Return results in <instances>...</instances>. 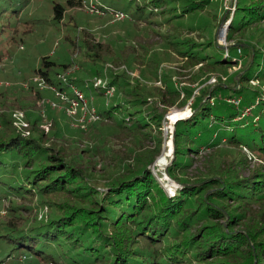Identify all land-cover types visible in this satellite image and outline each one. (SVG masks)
I'll list each match as a JSON object with an SVG mask.
<instances>
[{
    "label": "trees",
    "instance_id": "1",
    "mask_svg": "<svg viewBox=\"0 0 264 264\" xmlns=\"http://www.w3.org/2000/svg\"><path fill=\"white\" fill-rule=\"evenodd\" d=\"M129 1L134 3L137 16L150 18L154 12H163L165 20H174L178 39L167 41L166 51L173 46L185 60H195L192 63L230 65L236 63L232 53L237 46L247 51L249 57L241 66L239 78L232 77L234 82L228 84L215 76L213 83L198 89L190 116L175 122L174 158L166 170L170 178L181 184L175 195L166 192L148 167L155 153L147 157L145 152L130 149L137 157L133 159L134 168L125 167L100 187L86 177L82 168L67 161L54 148L44 146L43 131L37 136H27L18 130L0 136V206L12 215V219L3 223L5 229L0 234L10 248L0 264H17V259L29 257L47 264H62L63 260L67 264H264V224L257 227L244 223L243 230L235 228L245 215L243 211H232L228 205L229 201H237V206L244 207L257 201L264 191V170L241 178L227 177V172L221 170L195 182L176 176L190 165L191 155L216 148L222 142L240 144L237 134L241 128H249L257 137L244 145L264 155L263 91L246 84L254 79L264 80V40L250 41L249 36L244 37L245 31L251 29L259 32L256 39L262 33L264 36V0L235 1L233 14L227 16L229 43L224 47L231 53L228 56L223 54V45L215 41L204 47L183 38L182 30L193 24L188 18L205 8V0ZM175 2L179 5H173ZM78 3V0L65 2L71 7ZM64 10V5L53 2L50 21L64 22ZM69 21L68 18L64 22L69 26L66 33L75 30ZM88 34L80 29L72 38H66L73 54H83L84 62L79 66H94L91 73L99 74L103 50L100 42H92ZM56 65L43 56L34 71L58 89L67 88L71 94L68 86L55 77L59 73ZM155 68L157 73V65ZM69 81L82 89L83 79L75 77ZM112 82L117 83V88L122 84L118 78ZM143 86L140 84L139 88ZM37 93L41 98L42 92ZM97 115L102 120H113L109 135L100 128L102 133L97 137L101 144H108V138L116 132L132 135L135 140L141 132L147 134L143 128L160 126V116L154 111H143L136 104L128 106L125 100L103 104ZM6 116L0 113L3 125L8 124L4 123L9 120ZM116 116L119 119L115 120ZM35 123L30 122L31 130L39 129ZM227 131L230 134L225 137ZM35 195H62L67 200L54 203L59 211L54 216L18 223L15 219L20 206L14 205L12 199Z\"/></svg>",
    "mask_w": 264,
    "mask_h": 264
},
{
    "label": "rangeland",
    "instance_id": "2",
    "mask_svg": "<svg viewBox=\"0 0 264 264\" xmlns=\"http://www.w3.org/2000/svg\"><path fill=\"white\" fill-rule=\"evenodd\" d=\"M80 1L71 7L65 4L66 0H0V113H5L9 119L4 122L8 124L0 122V136L12 135L17 130L27 136H37L43 131L44 146L54 148L67 161L82 168L86 177L99 186L109 183L125 167L134 168L133 159L137 157L130 153V149L145 152L147 157L155 153L148 167L166 192L175 195L181 184L170 178L166 171L174 158L171 141L174 144L175 122L181 117L190 116L193 101L199 95L198 89L204 84L213 83L215 76L228 84L234 82L231 81L232 77L239 78L241 66L249 57L248 52L237 46L232 53L236 63L230 65L192 63L190 61L195 60H185L173 46L166 51L169 47L166 45L167 41L178 37L173 27L176 23L174 20H165L163 12H154L147 18L137 16L134 13V3L129 0H82L81 4ZM235 1L205 0V8L188 18V22L193 24L191 28L182 30L183 38L197 46L206 47L211 41L223 47L227 45V28L230 22L227 16L231 17L233 14ZM53 2L64 5L63 21L70 19L69 24L73 23L72 27L75 29L72 33H66L69 26L64 22L54 24V21H50ZM239 2L242 3L243 0ZM19 3L23 6L20 7ZM173 5L179 3L175 2ZM116 10L122 11L125 16L116 18L112 12ZM80 29L89 33L87 37L92 42H100L103 52L98 67L99 74L91 73L94 66H79L84 62L83 54H73L72 45L66 38H72ZM255 30L257 29L246 30L244 37L249 36L250 41L264 40L263 33L261 38L256 39L259 32ZM223 54L228 56L231 53L224 47ZM43 56L57 64L56 70L59 73L55 77L62 84H71L69 78L83 79L81 90L75 86L81 91L84 100L76 107L75 117L67 115V101L61 97L59 99L51 88H46L56 86L45 80L43 83L39 73L34 71ZM64 65L67 66L63 68ZM156 65L157 70L159 69L157 73ZM62 76L66 79L65 82ZM96 78L101 79L99 86H106V89L94 85ZM117 78L122 83L121 88H117V83L112 82ZM140 84H144V88L140 89ZM246 84L259 88L264 97V80L254 79ZM111 88L109 96L106 90ZM62 90L66 91L67 88ZM37 92H42L41 98H38ZM117 99L125 100L128 106L136 104L143 111H154L160 116V126L143 128L147 134L141 132L135 140L132 135L116 132L115 136L112 134L108 138V144H101L97 134L102 133L101 128L109 135L113 120H102L97 115L98 110L103 104ZM51 102H55L53 108H58L50 109L48 104L51 105ZM96 115L97 118H93ZM117 119L118 116L115 117ZM33 121H36L38 130L30 129V122ZM229 134L227 131L224 136L228 137ZM237 135L242 144L232 146L222 142L216 148L201 150L198 154L191 155L190 165L183 171H178L176 176L195 182L204 179L206 174L217 175L218 172H223L221 170L232 178L248 177L256 170L263 171L264 155L244 145L251 144L253 137L257 139L256 135L250 133L249 128H241ZM218 149L220 151L215 152ZM162 155L163 158L160 157ZM260 194L257 201L245 204L244 207L237 206V201L228 202L232 211H243L245 215L242 223L235 228L243 230L244 223L263 226L264 191ZM66 200L62 195L13 198V204L20 206L15 220L23 223L41 220L46 215L54 216L59 213L54 203ZM2 210L5 213L0 212V234L5 229L3 223L12 219L7 208L0 206V211ZM9 249V244L0 236V259ZM12 259L13 257L8 260ZM16 261L17 264H47L32 257ZM63 261L62 264H67V260Z\"/></svg>",
    "mask_w": 264,
    "mask_h": 264
},
{
    "label": "built area",
    "instance_id": "3",
    "mask_svg": "<svg viewBox=\"0 0 264 264\" xmlns=\"http://www.w3.org/2000/svg\"><path fill=\"white\" fill-rule=\"evenodd\" d=\"M82 1V0H81ZM81 1H80V4H81ZM114 13V16L118 19H121L123 18L125 15L122 11H112ZM62 80L65 82L66 79L62 76L61 77ZM44 79L41 77V81L44 83L45 81H43ZM47 82V81H46ZM101 82V79L100 78H96L95 81H94V85L95 86H99V83ZM67 83L66 85L68 86V89L71 93V96L69 95V92L66 90H62V89H58L57 87H46V88H51L52 91L55 93L56 96L63 98L65 99L67 102V106L68 107H65V111L67 113V115L71 116V117H75L77 115V112H76V107L81 105L83 103V99H82V96H81V91L79 89H77L73 84H68V82H65ZM99 88H105L106 89V86L105 87H101L99 86ZM111 89H107L106 91H108L107 95L111 96L110 93H111ZM51 105H55V102H51ZM93 118H97V115L96 116H93ZM1 214L5 213L4 210L0 211Z\"/></svg>",
    "mask_w": 264,
    "mask_h": 264
},
{
    "label": "water",
    "instance_id": "4",
    "mask_svg": "<svg viewBox=\"0 0 264 264\" xmlns=\"http://www.w3.org/2000/svg\"><path fill=\"white\" fill-rule=\"evenodd\" d=\"M187 117H189V116L181 117V118H179V119H185V118H187ZM179 119H177V120H179ZM173 129H174V127H173ZM171 142H172V150H171V153H172V152H173V149H174L173 140H172ZM172 158H173V156H172ZM172 158H171V160H172Z\"/></svg>",
    "mask_w": 264,
    "mask_h": 264
},
{
    "label": "bare ground",
    "instance_id": "5",
    "mask_svg": "<svg viewBox=\"0 0 264 264\" xmlns=\"http://www.w3.org/2000/svg\"><path fill=\"white\" fill-rule=\"evenodd\" d=\"M222 33L224 34L223 30H222ZM160 157H162V158H163L164 156L162 155V156H160Z\"/></svg>",
    "mask_w": 264,
    "mask_h": 264
}]
</instances>
